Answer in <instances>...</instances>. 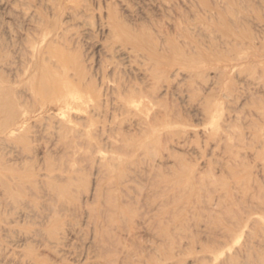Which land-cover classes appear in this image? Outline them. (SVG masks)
Returning a JSON list of instances; mask_svg holds the SVG:
<instances>
[{"label":"rangeland","instance_id":"obj_1","mask_svg":"<svg viewBox=\"0 0 264 264\" xmlns=\"http://www.w3.org/2000/svg\"><path fill=\"white\" fill-rule=\"evenodd\" d=\"M79 1L81 4L79 3ZM79 1L78 0H53V1L52 0H0V47L1 45L2 46L4 45L5 49L8 51V52L5 51L4 46H3L1 47L2 49H0V53L7 52V55L8 53H11L10 54L11 56L10 55L8 56L10 57L8 61H11V62L7 61L8 63H13V61L17 62L18 60H20L19 62L22 61L21 62L22 64L26 63L23 66H21L22 68L26 69V66H29V68L27 67L28 69L23 71L24 69L22 70V68L19 67V64L21 63H18V65L16 63H13V65L11 64L12 66H14L13 68L10 67L11 66L10 64H7V63L4 64L2 66L3 68L1 69V71L5 69L6 70L2 72L3 74L0 71V75H2L0 76V79H1L0 82L5 83V81L10 82L12 79H15L11 81V85L17 88L20 96L22 94L24 97L25 96L28 97L34 92V89L36 91L39 85L38 81L29 80L31 73H33V64H32V61L30 60L32 59L30 54L33 51V48L39 46L40 44L39 42L40 40H42L43 33H49V32L50 33H53V32L60 33V31L63 32L64 27H66L65 28L66 32L64 31L65 35H67L65 43L70 44L72 47L77 48L78 57L80 56L79 59H83L82 60L83 62L85 60L84 65L86 66L87 69L89 68L88 70L86 69L87 76H91L94 78L95 72L96 70L99 69V66L108 60L110 61V57H109L110 54L107 51L106 46L109 45L112 40H114V43L112 45H114L113 47L115 49L113 48L114 51H112L113 57H111L112 58L111 61H114L117 64L119 62L118 68H119V65L121 66V69L119 68L121 72L119 73L120 75L117 74V78L121 76L123 78L125 77V79H128L129 77L130 80L136 81L137 83L139 82L138 83L139 85L140 81H143L144 80L143 78H145L143 70L140 69L141 62L139 61V60H142L141 52H143L144 50L142 49H137V51L129 50L130 53L128 52V50L125 51L126 49H129L130 45L127 44L126 46H123V45L120 46L121 44H119V42L122 43V41L124 40L122 39L123 37L121 38L120 41L119 40L115 41V39L112 38V33H115V30L119 34V32H121L120 31L121 29L128 28V30L132 31L133 34L135 32L136 33L141 32L140 34H143L146 32L147 34L152 35L154 39L158 38L160 40H163L164 38L162 39L159 37H164L166 34L165 39L172 38L176 40L177 43L180 44V46L181 45L183 46V47L181 46V52L178 56L180 60H183L184 54H185V57L188 56V53L182 49L184 48L185 44H186V47H188L190 51L192 49L191 52H193V50L196 49V43L198 40L199 41L202 40V42L206 41L205 42L206 44L204 43L205 45L203 48L209 51V49L206 47L207 43H209L208 41H211L210 39L215 38V36H216L215 39L221 38L220 37L221 33L218 31V29L221 26L225 28L227 26H231L229 28L233 29L234 27L230 25L232 23L230 19L231 20L233 19L232 21H234L237 18L236 14L235 15H231L228 13L226 14V10L229 7V4L228 5L223 4V6H220L218 8L219 10L217 11H213L215 9H212L211 10L212 13H211L209 9H211V7L212 8L216 7L212 5V3L214 4L215 2L214 0H209V1L208 0L206 1L205 0H201V1L200 0H194V1L193 0H174V1L173 0H79ZM158 1H159V4H158ZM232 1L233 2L235 1L234 3L237 2L238 4L242 3L243 5H245V6L241 5L242 7H240V4H239L240 11L238 12L239 14L237 13V16L239 15L238 19L242 18L241 22L243 20L242 23L240 22V24H238V26H241L238 29L239 32L243 31L242 33H245L246 31H249L248 33L249 35H251L253 38H257V39H254V42H255V45L257 43V45L259 46L261 44V43L259 44V41L263 39L262 36H264V31H263L264 22L263 23L260 22L261 19L264 17V13H263L264 12L263 11L264 10L263 8L264 0H238V1L229 0V2H231L230 4L233 3ZM209 2H211V5ZM252 4L254 5L252 6ZM80 5L81 7L79 8ZM198 5L201 8H205V7L206 9L209 7L210 8L207 9L208 12H206L205 11L206 9L201 10ZM246 6L249 7V10L246 8ZM71 7L72 9L75 7L74 8L75 11L79 9L78 12L80 15L82 14V16H78V17H81V18L72 16L73 11ZM243 8H245L244 10L245 12L243 11ZM83 9H85V11H83ZM81 10L82 12L80 13ZM113 10H116V11H113ZM254 10H256V12ZM168 11L170 12L171 15L169 14ZM250 11L252 13L251 15H250ZM83 12L84 13L86 12L87 14L86 13L84 14ZM218 12H220L221 15H218ZM253 12H254V15H253ZM114 13L119 22L120 30L114 27V24H115L114 19H113ZM205 13H208V14L215 13L212 15V17L217 16V18L213 17V20L219 19V17H221L220 22L222 23L224 22L225 24L226 23H230V24L225 25L223 23L224 24L223 25L222 23H219L217 21L220 25L219 26L218 23L216 24L214 22L210 23V28L214 29L212 30V32H214L212 36V33H209L210 28L209 26H207L208 23L207 24L204 23L202 25L204 21L200 20V18H202L204 15H207ZM176 15L177 16L183 15L185 18L180 16L181 18L178 19ZM225 17L226 18L228 17L227 18L229 19V21L227 20L228 22L224 20L226 19ZM255 17L257 18V20ZM258 17H260L261 19H259ZM175 18H177V21L179 22V24L177 21H175ZM180 19H182L183 21L182 20L180 21ZM185 19L187 21H185ZM123 21H124L123 25H125L126 27L121 26V23ZM112 25H113V29H112ZM180 25L182 27H180ZM216 28L218 32L216 31ZM235 30H237L236 27H235ZM188 33L189 34L191 33V35H188ZM193 33L195 36L193 35ZM257 34H258V37H257ZM182 36H184L185 38ZM198 37L202 39H199ZM222 37L224 38V35ZM158 39L157 41H159ZM185 39L188 42H186ZM229 39L231 40L232 38L230 37ZM229 39L226 40L227 43H230ZM14 42H16L15 43L16 45H12ZM55 42L56 44L53 42L49 44L48 41L42 42L41 47L43 50H48L49 52L52 49V47H58L60 45L59 40ZM262 42H263L262 44H264V41ZM182 43H185V44L183 45ZM189 43H191L193 46L189 45ZM233 45L236 46V44H233ZM13 46L15 47L18 46L19 49L22 51V53H19L21 51H15L18 49L17 48L14 49ZM20 46L23 48H21ZM26 46L30 50V52H28L29 50L26 51L27 49ZM118 46L120 48L124 47V48H121L123 50H120ZM230 46L233 48L232 44ZM30 47H32V49ZM247 49H245L247 53V57L249 56V58H252V55H251L252 53H250L251 50L249 49L247 50ZM138 50L141 52H139ZM12 51L15 52V54ZM135 51L136 53H134ZM138 52L141 54H139ZM135 54L136 56L138 54L140 56L133 58ZM15 55H16V59H18V57L20 59L16 60ZM39 56L41 59V54ZM135 58L138 59L137 60L138 63L135 60ZM207 58L205 59L206 61L204 62V65H203L204 69L201 68L197 70L198 72L192 73L193 76L184 71V66H181L182 65L181 63L176 65L175 67L177 68H174L176 69L175 72L177 73L175 81H174V77L173 79L171 77L172 75H171L170 69H168L169 66L168 67L165 66L166 69L168 70L165 69V72H164L165 74L162 75L163 76L161 78L162 80L160 79L159 81L160 84L156 83L158 88L154 89L156 91L154 93H156L155 95H158L160 103L164 104L163 106L160 105V108L164 109L167 107L169 108L170 106V109L172 108L173 112L174 111L176 112V113L174 112L175 113L174 116L176 118H174V123L171 125L164 126V128L163 126H161L159 130H158V127L155 128V134L153 133V135L151 136L149 135L143 136V134L141 133L144 128L143 126H146V124L147 126L151 124L153 120L156 119L157 114L159 113L158 112L159 109L156 108L159 106H154V108L156 109L154 110L153 106L149 103V101H147L148 98L146 97H145L146 99L143 97L144 112L142 114V118L145 121L144 122L145 124L144 123L138 124L131 120L126 121L125 117L123 121L122 117L124 115L123 116L118 115L119 117L115 121L109 122L110 115L112 113L115 114L118 112V111L115 112V110L113 108H110V106H108L109 108L103 106L101 110H99V114L94 115V117L96 118L94 120L95 122L92 121L91 122L92 125L89 124L90 125L89 127L91 129H95L98 132V134L102 138H104V140L107 138V135L110 136V134L112 135V133L116 134L118 133L117 130H120V129L121 130L119 132L122 133L124 131V135L126 133L125 135L126 138L123 137V139H120L118 141L115 140L114 143H112L113 145H110L111 144L110 142L108 143L107 141H105L107 142L106 144L107 146H105L104 144L103 147L101 148V152L103 151L102 153L107 156L112 155L116 159V161L120 163L119 167L117 168V171L123 172L122 175H124V177L130 178L128 180L132 181L134 179L136 180L142 179V181H139V180L136 181L137 184L133 181L132 183L130 181L129 182L127 181V183L129 184V188L118 183L117 179H116L115 185L109 188L107 187V182L110 179L106 178L107 180L109 179L108 181L106 179H103L101 181V187L103 189L101 190L102 192L99 191L102 194H99V197L100 195L101 197L100 198L98 197L99 200L96 201V203H92L90 201V198L92 196L91 190L94 187L93 185H94L95 175L93 173L94 169L89 166L90 165L89 163H86V162L85 163L83 162L84 164L82 162L79 164L76 163V165L78 166H80V164H83L81 165L82 170L78 168L77 166V169H80V170L75 172V174H78L81 176V177L78 176L79 180L74 179V180H69L68 182L67 181L59 182L53 178L43 177V176L41 177L40 175H37V173L35 174V170L36 172H38L37 171L39 169L38 166L43 165L46 160L50 164L55 163V166L56 164H59L61 166L63 161L65 159L68 160L67 157H69L67 156L65 158L66 154H62L63 148L59 146L60 142H58L57 137L51 134L49 130L47 129L44 130L45 128L43 127H40L39 129L38 126H34V128H32V126L34 125L33 124L34 121L33 123L31 122L30 132L28 133V135H26L24 139L22 138L21 144L18 143L19 146L18 144L15 145L16 147L14 145L12 146L10 142L5 143L4 141L5 135L0 134L1 135L0 139H2L0 140V148H1L0 149V162H1L0 164H4L6 166L5 170H4V167L3 168L0 167V179L2 178L5 179V180L2 179L4 181L2 183L3 185L0 184V188H1L0 189V193H1L0 202H2V204L0 203V206H1L0 207V228H1L0 229V264H121L120 262L121 249L127 248V245H130V244L135 245V244H132V242L136 243L137 246L140 245L144 249L143 258H142L144 259V262H142V264H215V263L216 264H264V58L259 60V62L256 61L254 63L251 62L252 59L250 60V62L246 61V63H243V65L238 68L241 70H238L237 68L234 67L226 71L224 69L217 68V64L219 62L214 61L213 58H211L213 61L211 62V59H209L210 57H207ZM165 60H167V58ZM165 60H163L164 62L163 64L168 62V60L167 61ZM1 63L3 64V62ZM136 63L138 64V66ZM14 64H16L19 68L18 73H17L18 68ZM15 66H16V70L14 69ZM179 67H181L182 69ZM14 70L16 72V75H15ZM22 71L25 76L23 75ZM112 77L115 78V76H112ZM2 79H4L5 81ZM149 79L150 78H148V80ZM150 81L151 79L149 80V83L146 82L148 86H150L149 85ZM167 87H169L170 89L172 88V89L168 90L169 92H167L166 90ZM28 89L30 90L29 91L30 94L29 92H27ZM22 90L23 92L25 91L29 95H27L25 92H24L25 93L24 95V93L21 92ZM21 98L23 97L21 96ZM162 98L166 100L164 101ZM161 106L164 108H162ZM104 111L107 113H105ZM208 111L214 113L215 116L212 118L209 115ZM117 114H119V112ZM120 117L122 119H120ZM82 120H83L84 125L85 123L86 125L90 123V122L85 121L84 119ZM116 125H117V128H116ZM113 126L115 129H117L115 130V132H113L114 129L113 131L110 130V128L111 127L113 128ZM103 128L105 129V131L102 134L101 130ZM139 129L141 130L139 131ZM159 133L160 135H158ZM117 135H120V134L118 133ZM162 136H164V138ZM168 136H170L171 138ZM76 140L77 141L75 144H77L76 146L78 147L81 145V140H78V139ZM3 141H4V144H3ZM120 144H122L123 146L121 145V148H118L117 146L120 147ZM26 147H28L32 151H29ZM25 150L28 151L29 153H26ZM139 152L140 154L138 155ZM171 153L173 155H171ZM25 154L27 155V157L25 156ZM169 154L171 156H169ZM153 155L154 157H152ZM167 156L169 157L168 159L165 158ZM41 157L43 158V160ZM120 157L121 159H119ZM141 157L144 160H142ZM159 157H161L162 160L164 159L163 162L166 166L164 167V164H162V168L164 170H162L160 166L159 168L157 167L158 171L156 173L158 172L160 173V170H162L163 174L161 173L162 175L161 177L158 174H155L157 175V177L155 176V179H157V181H154L155 185L153 184V186L156 187L157 189L163 188L160 186H168L169 187L168 189L167 187H165L167 190H165L164 196H167V194L168 195L170 194V196H172L173 194H175V196L177 195L176 198L177 199L179 198V199L177 200L175 198L176 201L174 203L172 202L168 207L170 208L171 206V208L173 209L175 208L176 211L173 210L174 211L173 212L170 208L171 211L168 215L169 217H166V219L165 218L163 219V221L164 220L165 221L169 220V221H167L166 223H164L165 222L164 221L163 222L164 224H162L160 228H157L158 227L157 225H156L157 226L156 229L151 228V226L152 225L154 226L155 224L154 223L155 221L152 220L150 228H148L149 232L148 230L146 231L144 228H142L138 230L139 232H136V234L138 233L139 236L137 234V236L135 235V237L130 238L129 232H131V230H133V228L135 227L131 219L134 216L132 215L134 212H132L130 209V207L132 206L131 204L133 202L129 206L128 203L127 204L125 203L124 201L125 198H122L121 195H125L127 193V195L130 197L129 199H133V198L138 197L140 193L139 191H144L145 189H147V187H150V184L148 183L147 179H144L146 178L145 177L146 175L144 176L143 174L142 176L141 172H142V169L144 171L145 167L149 166V164L151 163L154 164L156 162L155 166L158 165L159 160H161ZM153 159H155L156 161H154ZM67 160H65L66 162H64L66 163V165L62 164L65 167L59 166V171L56 172L57 176H60V175L64 176L67 174L66 171L68 169L65 170V172L63 171L64 169L67 168L66 167L68 164L67 162H71V159L69 158V160L68 161ZM128 160L133 161V163L130 164L131 167L127 166L129 170L127 168L125 169V167H122L121 165L123 162L128 161ZM175 161L177 165L175 164ZM142 162L144 163V165H142L143 164ZM7 163L9 165H14L15 168H12L13 167L12 166L11 167L12 169L10 168L7 169ZM169 164L174 165V166H171ZM76 165L74 166V168L76 167ZM135 165L137 167H135ZM57 167L58 166H56L55 169H58ZM43 169L39 170L41 175L42 173L45 172V170ZM136 169H140V170H136ZM146 169L145 171L147 172ZM54 171L56 170L53 169V171H49V174ZM136 171L138 173L140 172L139 175L138 173H136ZM61 172H63L64 175H62L63 173ZM124 172L125 173L127 172L128 175L126 176ZM146 172H143V173H146ZM134 174H136L137 176H135ZM172 174L174 176H172ZM140 175L142 178L140 177ZM7 176L11 180L8 179ZM128 176H134V177H128ZM16 179H19V180L17 181ZM160 179L161 181L163 179V181L159 183L158 180ZM166 179L167 181L165 182L164 180ZM171 179L173 180L171 181ZM2 180L0 181V183L2 182ZM38 180H39V183H37ZM170 181L172 182L171 183L172 185L174 184L173 186L170 185L169 183ZM146 182L147 184L145 185ZM5 183L6 185H4ZM33 183H37L38 185L45 184L44 186H47V187L48 186L58 187V186H63V185L70 187V190L76 194L77 199L80 200L81 202L76 200L77 201L76 203L69 202L70 203L69 204L67 203V201L68 200L71 201V198L68 196V197H65V200L68 199L66 203L69 206L71 205L70 207H72V205L75 206L79 202L80 207H82L85 210L87 207L86 205H84V202L87 199L88 205L95 208L96 210V214H95L96 218L94 217L95 219L92 221V223L90 222V224H85L84 218L80 219L82 217H80V214L78 211L79 216L78 217L75 216L76 217L75 219L74 217L69 215V216H61L62 218L61 220L59 219V221L51 220L52 218H50L51 216L48 215V213L51 214L50 212H52V210L54 209L57 210L58 207L56 205V202H55V205H53L54 201L49 202L47 200V204H46L47 206H44V207L45 208L47 207L48 211L50 212H48L47 209L45 208H42V209L39 208L42 206L41 203L36 204V206L34 207L35 212H37V214L38 212L41 214L43 209L46 210V211H43L42 213L45 215V213L48 212L46 214L48 216L45 215L47 218H44V215L36 214L37 217L36 216L34 217L33 215L34 218H32L31 216V218L33 219V220L32 219L30 220L31 222L30 221H28L29 223L21 222L20 227L16 229L17 231L15 229H12V224L9 223L10 220L15 218V216H17V214L20 211L24 210L23 207L27 200H33L34 198V196L28 193L29 191L31 192L32 190H34L35 186H38L37 184H33ZM131 185L133 186V188ZM86 186L89 188H87ZM28 187L29 189L31 188L32 190L31 189L29 190ZM121 187L123 188V191ZM136 187L138 188V190ZM24 188L25 189L27 188L26 191ZM71 188L72 189L74 188V189L72 190ZM171 188L172 189L174 188V191L176 192L177 190V192L172 194V192L174 191ZM13 192L16 194H13ZM2 194L8 195L9 197L2 196ZM59 194L63 195L62 193H59ZM56 195L59 198H62V196L60 197V195L58 194ZM219 195L221 198L219 197ZM164 196L162 195L161 198H164ZM20 198L21 199L23 198L26 201L24 202V200L23 199L21 200ZM5 199L8 200V201L7 200L5 201L6 203L8 202V204H5L6 205L5 208L8 211L7 210L3 211L5 208H3L2 206L4 205L3 201ZM219 200H220V203H219ZM9 201L11 205L9 204ZM121 201L124 202L125 204L122 203ZM210 203H213V204H210ZM209 204L210 206H208ZM250 204L254 206H251ZM122 205H125V206H122ZM121 206L123 207L122 217L120 216V214L118 216L119 212L117 211L119 210V208H121ZM249 206H251L253 209H255L256 207L257 208L252 211V209H249ZM114 208L116 209L114 210ZM211 208H213L215 211L214 210L212 211ZM205 209H207L208 211L210 210L209 211L210 213H208V211ZM244 209H247L248 211L251 210L253 212L252 215H254V217L251 216V220L252 218L254 220L258 218L257 220H255L256 222L255 221L254 222L250 221L249 223L247 222L248 225L245 223V217L243 216ZM216 210L220 213L218 214ZM105 211L108 212V215ZM210 214H213V217H212L213 219L215 217L217 218H219L220 216L223 217L224 215L223 218L225 222L223 219H221L222 220L221 222L226 223L227 227L230 228L231 231L234 230L235 226H237L238 223L240 225H242L243 223L246 224V226L243 227V230L240 233V235L238 234V237L235 236L233 240H230V244L228 247H226L223 251H219L216 254H211L209 252L207 253L201 252V250L199 249L200 245L203 242H205L207 239L210 240L211 238H215V237L218 238L217 236L220 235L218 233L219 230L217 229L213 230V228H211V231H208V225L210 223L212 224L213 222V224L218 225V221L214 222V220H212V218L210 217ZM215 214L217 216H214ZM38 216H41V217L38 218ZM207 216L208 218H211V219H206ZM134 218L139 220L138 217H134ZM202 218H204V220ZM5 219L8 221V223H4V222H7ZM20 219L23 220L25 218H20ZM75 220L77 221L75 222ZM156 230L160 232H156ZM126 232L128 234H126ZM214 234H216L217 236ZM140 236L142 237V240L140 239L141 238ZM159 236L162 238L161 240ZM193 240L196 242H194ZM93 245L95 246L93 247ZM107 246L109 247V249ZM1 257H2V260H1Z\"/></svg>","mask_w":264,"mask_h":264},{"label":"bare ground","instance_id":"obj_2","mask_svg":"<svg viewBox=\"0 0 264 264\" xmlns=\"http://www.w3.org/2000/svg\"><path fill=\"white\" fill-rule=\"evenodd\" d=\"M53 1V0H52ZM79 1V0H78ZM174 1V0H173ZM172 1V2H173ZM194 1V0H193ZM201 1V0H200ZM206 1V0H205ZM209 1V0H208ZM215 2H214V4L212 3V5L215 7V8H212L211 7V9H209V8H207V9H209V11L212 13V9H215V10H213V11H217V10H219L218 8L220 7V6H223V4L225 5V4H229V7L227 8V10H226V14L228 13V14H231V15H235L236 14V19L234 20V21H232L231 19H230V21L232 22L231 24L230 23H226L227 25L228 24H230V25H232V27H234L233 29H230L229 27H231V26H227L226 28L225 27H220L219 29H218V31L221 33L220 34V37L221 38H217V39H215L216 38V36H215V38H212V39H210L211 41H208L209 43H207V45H206V47L209 49V51L208 50H206L205 48H203L204 47V45L206 44L205 42L206 41H203L202 42V40L201 41H199L198 39V41H197V43H196V49H194L193 50V52H191L192 51V49H191V51H190V49L188 48V47H186V44L185 43H182L183 45L185 44V46H184V48H182L184 51H186L187 53H188V56H186L185 57V54L183 55V60H180L179 59V54H180V52H181V46H180V44L179 43H177V41L176 40H174V39H172V38H166L165 39V36H166V34H165V36L164 37H159V38H164L163 40H160V39H158L159 41H157V39H154L153 37H152V35H150V34H147L146 32L145 33H143V34H140V33H132V31H130V30H128V28H126V29H119L120 27H119V22H118V20H117V17H116V15H115V13H114V17H113V19H114V22H115V24H114V27L116 28V29H119L121 32H119V34H121V35H119L118 34V32L115 30V33H112V38L113 39H115V41H120L121 40V38L124 40V41H122V43H120L119 42V44H121L120 46H126L127 44H129L130 45V47H129V49H126L125 51H127L128 50V52H129V50H132V51H134V50H136L137 51V49H142V50H144L143 52H141V51H139V52H141L142 53V57H141V59L142 60H139L140 62H141V67H140V69H142L143 70V72H144V75H145V78H143L142 80L143 81H140V84L138 85V83L136 82V81H133V80H130V78L128 77V79H125V77L123 78V77H121V76H119L118 78H117V74H119L121 71H120V69H121V66L119 65V68H118V64H119V62H118V64L116 63V62H114V61H111L112 60V58L111 57H113V55H112V51H114L113 50V46L114 45H112L113 43H114V40H112L111 41V43L109 44V42H108V44L109 45H107L106 47H107V51L109 52V54H110V61L108 60V61H106L105 63H103V64H101L100 66H99V69L98 70H96V72H95V77L93 78V77H91V76H87V70L89 69H87L86 68V66L84 65V62H85V60H84V62L82 61L83 59H79V57H78V53H77V48L76 47H72L70 44H67V43H65L66 42V36L67 35H65V33H64V31L66 30L65 28L66 27H64V30H63V32H61L60 31V33H58V32H53V33H43V37H42V40H40V44H39V46L38 47H35V48H33V51L31 52V54H30V56H31V58L32 59H30L31 61H32V64H33V73H31V75H30V77H29V80H34V81H38V89L35 91V89H34V92L31 94V95H29L30 94V88L28 89V91L27 92H29V94H27L25 91V93L27 94V95H29L28 97H24L22 94H21V96L23 97V98H21V96L19 95V91L17 90V88H15L13 85H11V81H13V80H15V79H12L10 82H8V81H5L4 79H2V80H4L5 81V83H2V82H0V134L2 135H5L4 136V141H5V143H8V142H10L11 144H12V146L14 145H16V144H18V143H20L21 144V140H22V138L24 139L25 137H26V135H28V133L30 132V129H31V122L33 123V121H34V125L32 126V128H34V126H38L39 127V129H40V127H43V128H45L44 130H49V132H51V134H53V135H55L56 137H57V139H58V142H60L59 143V146L60 147H62L63 148V153L62 154H66L65 155V158L67 157V156H69V157H67L68 158V160H69V158L71 159V162H67L68 164H67V168L66 169H64V171H63V169H62V171L63 172H65V170H67L66 172H67V174L66 175H64V173L63 172H61V173H63L62 175H64V176H61L60 174V176H57V173L56 172H58L59 171V164H56V166H58L57 168L58 169H55V163L53 164V166H52V164H50V163H48V161L46 160L45 162H44V166L43 165H40V166H38V172H36V170H35V174L37 173V175H40L41 177L43 176V177H50V178H53V179H55V180H57V181H59V182H68L69 180H79L78 179V176H80V175H78V174H75V172H77V171H79L81 168H82V166L81 165H83L85 162L86 163H89L90 165V167L91 168H93L94 169V175H95V180H94V187H93V189L91 190L92 191V196H91V198H90V201L92 202V203H96V201H98L99 199H98V197H99V194H102V193H100V192H102L101 190L103 189L102 187H101V181L103 180V179H106V178H109L107 181V187H111V186H113V185H115V182H116V179H117V181H118V183H120V184H122L123 186H125V187H128L129 188V184L127 183V181L129 182L130 180H128V179H130V178H127V177H124V175H122L123 174V172H118L117 171V168L119 167V165H120V163L119 162H117L116 161V159L111 155V156H107V155H104L102 152H101V148L103 147V145L105 144V146H107L106 144H107V142L109 143H111L110 145H113L112 143H114V141L116 140V141H118V140H120V139H123V137H125V135H126V133H125V135H124V131L121 133V132H119L120 130H117V129H115L114 128V126H113V128L111 129L110 128V130H112L113 131V129H114V131L113 132H115V130H117L118 131V133L120 134V135H117L118 133H112V135H114V136H112L111 134H110V136L109 135H107V138L104 140V138H102L99 134H98V132L95 130V129H91L89 126V124H91L92 125V121H94L96 118L94 117V115H97V114H99V110H101V108L103 107V106H105V107H108V106H110V108H113L114 110H115V112H119V114H117V113H112L111 115H110V121L109 122H113V121H115L119 116L118 115H124L122 118H123V121H124V117L126 118V121H128V120H131V121H134V122H136V123H138V124H140V123H144L145 121L143 120V118H142V114H143V112H144V101H143V97L145 98H148V100L147 101H149V103L153 106V108H154V106H159V107H156L157 109H159V113L157 114V117H156V119L155 118H153V119H155V120H153V122H152V120H151V124H149L148 126H147V124H146V126H143L144 128H143V130H142V134H143V136L145 135V136H147V135H149V136H151V135H153V133L155 134V128H157L158 127V130L160 129V127L161 126H163V128H164V126H167V125H171V124H173L174 123V118H176L174 115H175V113L173 112V110H172V108L170 109V106H169V108L167 107V108H164V107H162L164 104H161L160 103V101H159V98H158V95H155L156 93H154V92H156L154 89L155 88H158L157 87V85H156V83L158 84H160V79L163 77L162 75H164L165 73V69H166V67L165 66H169V68L168 69H170V72H171V77H172V79H173V77H174V81L176 80L175 78H176V76H177V73L175 72L176 71V69H174V68H177V67H175L176 65H178V64H182L181 66H184V71L186 72V73H188V74H191L192 76H193V74L192 73H195V72H198L197 70H199V69H201V68H203L204 69V67H203V65H204V62L206 61L205 59L207 58V57H210L209 59H211V58H213L214 59V61H216V62H219L218 64H217V68H221V69H224L225 71L226 70H228V69H232V68H239V67H241L242 65H243V63H246V61H249L250 62V60L252 59V61L251 62H256V61H258L259 62V60H261L262 58H264V44H262L263 42L262 41H264V36H262V38L263 39H258V40H260L259 41V46L257 45V43H256V45H255V42H254V39H257V38H253L251 35H249L248 33H249V31H246L245 33H242V32H239V27H241V26H238V24H240V22H241V19H238V17H239V15L237 16V13L240 11V7H242L241 5H243L242 3L240 4V7H239V4L236 2V3H234L233 1V3L232 4H230L231 2H229V0H214ZM238 1V0H237ZM76 2V1H75ZM176 2V1H175ZM183 2V1H182ZM212 2V1H211ZM211 2H209L210 3V5H211ZM79 3H80V1H79ZM84 3V2H83ZM82 3V4H83ZM202 3V2H201ZM246 3V2H245ZM253 3V2H252ZM76 4V3H75ZM78 4V3H77ZM81 4V3H80ZM158 4H159V1H158ZM177 4V3H176ZM262 4H263V2H262ZM168 5H170V4H168ZM178 5V4H177ZM205 5V4H204ZM254 4H252V6H253ZM16 6V5H15ZM164 6V5H163ZM170 6H172V5H170ZM196 6V5H195ZM199 6V5H198ZM203 6V5H202ZM243 6H245V5H243ZM73 7V6H72ZM72 7H71V9H72ZM81 7V5L79 6V8ZM88 7V6H87ZM166 7V6H165ZM172 7H174V6H172ZM200 7V6H199ZM13 8V7H12ZM75 8V7H74ZM72 9V11H73V13H72V16L73 17H77V18H81V17H78V16H82V14L80 15L79 14V9L78 10H76L75 11V9ZM179 8V7H178ZM177 8V9H178ZM196 8V7H195ZM246 8L249 10V7H247L246 6ZM253 8V7H252ZM259 8V7H258ZM257 8V9H258ZM264 8V7H263ZM14 9V8H13ZM18 9V8H17ZM198 9V8H197ZM200 9L202 10V9H206V7L205 8H201L200 7ZM205 10L206 12H208V10ZM247 9H246V11H247ZM160 10V9H159ZM172 10V9H171ZM245 10V8H243V11ZM251 10V9H250ZM19 11V10H18ZM83 11H85V9H83ZM113 11H116V10H113ZM164 11H166V10H164ZM196 11V10H195ZM199 11V10H198ZM241 11H242V9H241ZM255 12H256V10H254ZM260 11V10H259ZM264 11V10H263ZM82 12V10L80 11V13ZM169 12V11H168ZM175 12V11H174ZM177 12V11H176ZM193 12V11H192ZM225 12V11H224ZM245 12V11H244ZM24 13V12H23ZM84 13V12H83ZM86 13V12H85ZM84 13V14H85ZM211 13H205V14H207V15H204L202 18H200V20L201 21H204L203 23H202V25L204 24V23H208L207 24V26H209V28H210V23H222V22H220L221 20V17H219V19H215V20H213V17L215 18H217V16H213L212 17V15L213 14H215V13H213V14H211ZM261 13V12H260ZM264 13V12H263ZM25 14V13H24ZM87 14V13H86ZM169 14H170V12H169ZM203 14V13H202ZM239 14V13H238ZM252 13H251V11H250V15H251ZM256 14H258V13H256ZM20 15V14H19ZM166 15V14H165ZM171 15V14H170ZM172 15H173V13H172ZM209 15V16H208ZM211 15V16H210ZM218 15H221V13L220 12H218ZM230 15V16H231ZM253 15H254V12H253ZM85 16V15H84ZM87 16V15H86ZM177 16V15H176ZM179 16V15H178ZM177 16V18L179 19V18H181L180 16H182V17H184L183 15H180L179 17ZM247 16H248V14H247ZM260 16V15H259ZM22 17V16H21ZM70 17H71V15H70ZM88 17V16H87ZM188 17V16H187ZM235 17V16H234ZM243 17V16H242ZM252 17V16H251ZM261 17V16H260ZM260 17H258L259 19H261ZM40 18V17H39ZM84 18V17H83ZM177 18H175V21H177ZM185 18V17H184ZM195 18V17H194ZM197 18V17H196ZM223 18H224V16H223ZM226 18V17H225ZM228 18V17H227ZM224 19V20H228L229 21V19ZM233 18V17H232ZM249 18V17H248ZM256 18V17H255ZM254 18V19H255ZM264 18V17H263ZM263 18L261 19V23H263L264 22V20H263ZM112 19V20H113ZM187 19V18H186ZM185 19V21H187ZM190 19V18H189ZM259 19H258V21H259ZM182 19H180V21H181ZM194 20V19H193ZM223 20V19H222ZM256 20H257V18H256ZM263 20V21H262ZM120 21V20H119ZM183 21V20H182ZM190 21V20H189ZM200 21V22H201ZM218 21V22H217ZM227 21V22H228ZM255 21V20H254ZM257 21V22H258ZM178 22V21H177ZM242 22H243V20H242ZM241 22V23H242ZM123 23H124V21L121 23V26H125V25H123ZM188 23V22H187ZM219 23H218V25H219ZM224 23V22H223ZM222 23V24H223ZM245 23V22H244ZM49 24V23H48ZM178 24H179V22H178ZM193 24V23H192ZM225 24V23H224ZM223 24V25H224ZM225 24V25H226ZM188 25V24H187ZM189 25H191V24H189ZM248 25V24H247ZM264 25V24H263ZM32 26H34V25H32ZM72 26V25H71ZM74 26V25H73ZM152 26V25H151ZM157 26V25H156ZM197 26V25H196ZM220 26V25H219ZM237 26H238V28H237ZM54 27V26H53ZM126 27V26H125ZM180 27H182L181 25H180ZM189 27V26H188ZM201 27V26H200ZM235 27H236V29L238 30H235ZM41 28V27H40ZM72 28H74V27H72ZM154 28V27H153ZM185 28H186V26H185ZM196 28V27H195ZM199 28V27H198ZM197 28V29H198ZM202 28V27H201ZM215 28V27H214ZM259 28V27H258ZM36 29V28H35ZM112 29H113V25H112ZM152 29V28H151ZM175 29V28H174ZM182 29H184V28H182ZM188 29V28H187ZM192 29V28H191ZM200 29V28H199ZM198 29V30H199ZM205 29V28H204ZM226 29V30H225ZM240 29H242V28H240ZM111 30V29H110ZM113 30V31H114ZM137 30V29H136ZM210 30H211V32H210ZM210 30H209V33H212V36H213V33L214 32H212V30H214L213 28H210ZM250 30V29H249ZM179 31V30H178ZM189 31V30H188ZM192 31V30H191ZM216 31H217V28H216ZM217 31V32H218ZM264 31V30H263ZM37 32V31H36ZM66 32V31H65ZM117 32V33H116ZM139 32V31H138ZM163 32V31H162ZM173 32H174V30H173ZM193 32V31H192ZM198 32V31H197ZM149 33V32H148ZM157 33V32H156ZM170 33V32H169ZM179 33V32H178ZM199 33V32H198ZM204 33V32H203ZM69 34V33H68ZM71 35V34H70ZM110 35V34H109ZM164 35V34H163ZM170 35V34H169ZM188 35H191V33L189 34L188 33ZM193 35H194V33H193ZM209 35V34H208ZM224 35V38L222 37ZM29 36V35H28ZM47 36V37H46ZM78 36V35H77ZM154 36V35H153ZM162 36V35H161ZM180 36V35H179ZM195 36V35H194ZM198 36V35H197ZM110 37V36H109ZM170 37H172V36H170ZM178 37V36H177ZM182 37H184V36H182ZM199 37H201V36H199ZM198 37V38H199ZM232 38L231 40H233V41H231L229 38ZM257 37H258V34H257ZM185 38V37H184ZM110 39V38H109ZM179 39V38H178ZM182 39V38H181ZM199 39H202V38H199ZM229 39V41H230V43L232 44V46H233V48L230 46L231 44L230 43H227V41L226 40H228ZM57 40H59L60 41V45L58 46V47H52V49L48 52V50H43L42 49V47H41V45H42V42H47L48 41V43L50 44L51 42H53V43H55L56 44V42L55 41H57ZM183 40V39H182ZM186 40V39H185ZM204 40V39H203ZM206 40V39H205ZM25 41V40H24ZM181 41V40H180ZM195 41V40H194ZM228 41V42H229ZM185 42V41H184ZM186 42H188L187 40H186ZM234 42V43H233ZM16 42H14L12 45H16L15 44ZM73 43V42H72ZM205 43V44H204ZM26 44V43H25ZM48 44V45H49ZM228 44H230V45H228ZM233 44H236V46H237V48H236V46L235 45H233ZM239 45V47H238V45ZM17 45H18V43H17ZM21 45V44H20ZM58 45V44H57ZM56 45V46H57ZM189 45H191V46H193L191 43H189ZM189 45H187V46H189ZM4 46V45H3ZM2 45H1V47H3ZM7 46V45H6ZM22 46V45H21ZM20 46V47H21ZM222 46H223V48H222ZM235 46V47H234ZM0 47V49H2ZM119 47V46H118ZM183 47V46H182ZM13 48L15 49V48H17L18 50H15V51H21L20 49H19V47L18 46H13ZM21 48H23V47H21ZM26 48H27V46H26ZM31 49H32V47H30ZM120 48V47H119ZM121 48H124V47H121ZM120 48V50H123V49H121ZM249 49V50H251L250 51V53H252L251 55H252V58H249V56L247 57V53H246V51H245V49ZM9 49V48H8ZM49 49V48H48ZM115 49V48H114ZM247 49V50H248ZM4 50L5 51H7L6 49H5V46H4ZM27 50H29L28 48L26 49V51ZM118 50V49H117ZM182 50V51H183ZM1 51H3V50H1ZM136 51L134 52V53H136ZM208 51V52H207ZM8 52V51H7ZM7 52L5 53H0V66H1V68H0V71H1V69L3 68L2 66L4 65V64H12L13 65V63H16L17 65H18V63H21V62H19L20 60H18V59H20L19 57H18V55H17V57H18V59H16V55H15V59L16 60H18L17 62H14L13 61V59H12V61H13V63H8V62H11V61H8L9 60V58L10 57H8L11 53H8V55H7ZM13 52V51H12ZM28 52H30V50L28 51ZM107 52V53H108ZM120 52V51H119ZM138 52V53H139ZM185 52V53H186ZM14 54H15V52H13ZM19 53H22V51L21 52H19ZM130 53V52H129ZM134 53H132V54H134ZM141 53H139V54H141ZM184 53V52H183ZM249 53V52H248ZM16 54H17V52H16ZM41 54V59H40V55ZM81 54V53H80ZM137 55L138 57L140 56V55ZM166 54V55H165ZM169 54V55H168ZM181 55V56H182ZM11 56V55H10ZM20 56H21V54H20ZM136 56V54L133 56V58L134 57H137ZM172 56V57H171ZM39 57V58H38ZM164 57V58H163ZM8 58V59H7ZM14 58V57H13ZM26 58H27V56H26ZM28 58H29V56H28ZM85 58V57H84ZM167 58V60H168V62L167 63H165V64H163L164 62H163V60H165ZM182 59V58H181ZM208 59V58H207ZM15 60V61H16ZM27 60H29V59H27ZM26 60V61H27ZM135 60L137 61L138 59L137 58H135ZM167 60H165V61H167ZM8 61V62H7ZM24 61V60H23ZM180 61V62H179ZM1 62H3V64L1 63ZM211 62H213L212 61V59H211ZM29 63V62H28ZM137 63H138V61H137ZM136 63V64H137ZM16 64H14V65H16ZM22 64V63H21ZM21 64H19V67H21V66H23L24 64H26V63H23L22 65ZM207 64V63H206ZM10 66V67H14V66ZM16 65V66H17ZM27 65H29V64H27ZM7 66V65H6ZM16 66H15V70H16ZM137 66H138V64H137ZM207 66H209V65H207ZM212 66V65H211ZM215 66V65H214ZM213 66V67H214ZM8 67H9V65H8ZM25 67V66H24ZM29 68V66H26V69H28ZM6 68V67H5ZM17 68H18V66H17ZM22 68V67H21ZM179 68H181V67H179ZM178 68V69H179ZM210 68V67H209ZM24 69V70H23ZM25 68H22V70L23 71H25L26 70ZM87 69V70H86ZM124 69V68H123ZM168 69H166V70H168ZM182 69V68H181ZM6 70V69H5ZM5 70H3V71H1V73L2 72H4ZM15 70H14V72H15ZM18 70H19V68L17 69V73H18ZM238 70H241V69H238ZM13 71V70H12ZM23 71H22V73H23ZM123 71V70H122ZM181 71V70H180ZM29 72V71H28ZM90 72V71H89ZM169 72V71H168ZM10 73H12V72H10ZM20 73H21V71H20ZM3 74V73H2ZM7 74V73H6ZM14 74V73H13ZM27 74V73H26ZM179 74V73H178ZM15 75H16V72H15ZM18 75V74H17ZM23 75H24V73H23ZM89 75V74H88ZM120 75V74H119ZM187 75V74H186ZM0 76H2V75H0ZM25 76V75H24ZM112 76H115V78L114 77H112ZM123 76V75H122ZM170 77V78H171ZM3 78V77H2ZM148 78H150L151 79V81H150V86H148V84L147 83H149V80H148ZM28 80V81H29ZM162 80V79H161ZM0 81H1V79H0ZM17 81V80H16ZM15 81V82H16ZM30 82V81H29ZM147 82V83H146ZM26 83V82H25ZM147 84V85H146ZM171 85H173V84H171ZM187 85V84H186ZM161 86V85H160ZM167 86V85H166ZM176 86V85H175ZM188 86V85H187ZM170 87V86H169ZM169 87H167L166 88V90H167V92H169L168 90H171ZM172 87V86H171ZM192 88V87H191ZM32 90H33V88H32ZM187 91V90H186ZM22 93H24L23 92V90L21 91ZM20 92V93H21ZM195 92V91H194ZM25 93H24V95H25ZM160 97V96H159ZM145 98V99H146ZM163 100H164V98H162ZM166 100V99H165ZM164 100V101H165ZM173 100V99H172ZM168 101V100H167ZM174 102V101H173ZM148 104V103H147ZM168 104V103H167ZM205 104V103H204ZM160 105H162L161 107L162 108H164V109H161L160 108ZM172 105V104H171ZM148 106V105H147ZM167 106V105H166ZM174 106V105H173ZM151 107V106H150ZM109 108V107H108ZM146 108V107H145ZM177 108V107H176ZM211 109V108H210ZM154 110H156L155 108H154ZM106 111V110H105ZM104 111V112H105ZM176 111H177V109H176ZM207 112V111H206ZM105 113H107V112H105ZM208 113H209V115L213 118L214 116H215V114L214 113H212V112H210V111H208ZM211 113V114H210ZM109 114V113H108ZM156 114V113H155ZM103 115V114H102ZM99 116V115H98ZM97 117V116H96ZM100 117V116H99ZM98 117V118H99ZM152 117V116H151ZM101 118V117H100ZM99 118V119H100ZM106 118V117H105ZM121 117H120V119H122ZM82 119H84L85 121H87V122H90V123H88L87 125H86V123H85V125L83 124V120ZM98 119V120H99ZM104 119V118H103ZM152 119V118H151ZM81 120V121H80ZM102 121V120H101ZM120 121V120H119ZM130 121V122H131ZM149 121V120H148ZM95 122V121H94ZM108 122V121H107ZM117 122V121H116ZM82 123V124H81ZM37 124V125H36ZM114 124V123H113ZM120 124V123H119ZM145 124V123H144ZM108 126V125H107ZM107 128V127H106ZM116 128H117V125H116ZM140 128V127H139ZM104 129V128H103ZM101 130L102 131V134L104 133V131H105V129L104 130ZM123 129V128H122ZM37 130V129H36ZM141 129H139V131H140ZM169 130V129H168ZM32 131V130H31ZM99 131V130H98ZM116 131V132H117ZM163 131V130H162ZM166 131V130H165ZM25 132V133H24ZM109 133V132H108ZM161 133V132H160ZM160 133L158 134V135H160ZM43 134V133H42ZM50 134V135H51ZM101 134V135H102ZM140 134V133H139ZM1 135H0V137H1ZM31 135V134H30ZM37 135V134H36ZM168 135V134H167ZM24 136V137H23ZM49 136V135H48ZM104 136V135H103ZM109 136V137H108ZM127 136H128V134H127ZM148 136V137H149ZM34 137V136H33ZM32 137V138H33ZM47 137V136H46ZM142 137V136H141ZM157 137V136H156ZM163 138H164V136H162ZM168 137H170V136H168ZM126 138V137H125ZM171 138V137H170ZM34 139V138H33ZM50 139V138H49ZM55 139V138H54ZM76 139H78V140H81V145L80 146H76L77 144H75L76 143ZM0 140H2V139H0ZM31 140V139H30ZM37 140V139H36ZM43 140V139H42ZM167 140V139H166ZM169 140V139H168ZM4 141H3V144H4ZM26 141V140H25ZM32 141V140H31ZM41 141V140H40ZM56 141V140H55ZM105 141H107V142H105ZM122 141V140H121ZM148 141V140H147ZM47 142V141H46ZM9 143V144H10ZM23 143V142H22ZM121 143V142H120ZM177 143V142H176ZM10 144V145H11ZM75 144V145H74ZM145 144V143H144ZM149 144V143H148ZM173 144V143H172ZM24 145V144H23ZM119 145V144H118ZM121 145L122 144H120V147L119 146H117L118 148H121ZM131 145V144H130ZM18 146H19V144H18ZM27 146H29V145H27ZM109 146V145H108ZM123 146V145H122ZM152 146V145H151ZM173 146V145H172ZM16 147V146H15ZM46 147V146H45ZM59 147V148H60ZM110 147V146H109ZM114 147V146H113ZM29 151H32V150H30L28 147H26ZM25 148V149H26ZM32 148V147H31ZM1 149V148H0ZM18 149V148H17ZM20 149V148H19ZM106 149V148H105ZM108 149H110V148H108ZM111 149H112V147H111ZM115 149V148H114ZM163 149V148H162ZM4 150V149H3ZM59 150V149H58ZM103 150V149H102ZM125 150V149H124ZM128 150V149H127ZM166 150V149H165ZM12 151V150H11ZM16 151H18V150H16ZM26 151V150H25ZM47 151V150H46ZM108 151V150H107ZM123 151V150H122ZM130 151V150H129ZM141 151V150H140ZM2 152V151H1ZM14 152V151H13ZM20 152V151H19ZM22 152V151H21ZM55 152V151H54ZM117 152H118V150H117ZM142 152V151H141ZM147 152H148V150H147ZM165 152V151H164ZM16 153V152H15ZM26 153H29L28 151H26ZM44 153V152H43ZM115 153H116V151H115ZM133 153H135V152H133ZM173 153V152H172ZM171 153V155H173ZM19 154V153H18ZM34 154V153H33ZM45 154V153H44ZM52 154V153H51ZM112 154V153H111ZM140 154V152L138 153V155ZM142 154V153H141ZM178 154V153H177ZM6 155V154H5ZM125 155H126V153H125ZM150 155V154H149ZM168 155V154H167ZM170 154H169V156H171ZM19 156V155H18ZM17 156V157H18ZM25 156L27 157V155L25 154ZM60 156V155H59ZM8 157V156H7ZM36 157V156H35ZM150 157V156H149ZM152 157H154V155L152 156ZM32 158V157H31ZM37 158V157H36ZM42 158V157H41ZM44 158H46V157H44ZM58 158V157H57ZM142 158V157H141ZM160 159H161V157H159ZM165 158H169L168 156L167 157H165ZM174 158V157H173ZM172 158V159H173ZM18 159V158H17ZM51 159V158H50ZM49 159V160H50ZM119 159H121V157L119 158ZM6 160V159H5ZM4 160V161H5ZM12 160V159H11ZM42 160H43V158H42ZM56 160V159H55ZM65 160H67V159H65ZM63 161V163L62 164H64V165H66V163H64V162H66V161ZM67 160V161H68ZM142 160H144L143 158H142ZM154 161H156L155 159H153ZM174 160H176V159H174ZM27 161H28V159H27ZM54 161V160H53ZM146 161V160H145ZM158 161V160H157ZM164 159L162 160H159V163H158V165H156L155 166V163L153 164V163H151V164H149V166H146L145 167V169L146 168H148V169H146L147 170V172L145 171V169H144V171H143V169H142V176H143V174H144V176L146 177V178H144V179H147V181H148V183L150 184V187H147V189H143L144 191H139L140 193H139V195H138V197H136V198H133V199H129L130 197L127 195V193L125 194V195H127L128 196V198H127V196H125V195H121V197L122 198H125L124 199V201H125V203L127 204H129V206H130V204L132 205L131 207H130V209H131V211L132 212H134L132 215H134L131 219H132V223H133V225H135V227L133 228V230H131V232H129V236H130V238H133V237H135V235L137 236V234H136V232H139L138 230L139 229H142V228H144L146 231L148 230V228H150V225H151V222H152V220H154L155 222V224H154V226L152 227L151 226V228H155L156 229V227L157 228H160L161 226H162V224H164V223H166L167 221H169V220H167V221H163V219L165 218L166 219V217H169L168 215H169V213H170V211L172 210H175V208L173 209V208H171V206H170V208H171V210H170V208H168L169 207V205L173 202H175L176 201V196H175V194H173V193H176L177 192V190H176V192L174 191V188L172 189L174 192H172L171 190V192H172V196H170V194L168 195L167 194V196H164V193H165V190H167L169 187L168 186H160V187H163V188H160V189H157L156 187H154L153 186V184H154V181H157V179H155V176L157 177V175H155V174H158L160 177L162 176L161 175V173L163 172L162 170H164L163 168H162V164H164ZM12 162V161H11ZM10 162V163H11ZM35 162V161H34ZM83 163V164H80V166H78V165H76V163ZM153 162V161H152ZM1 163V162H0ZM39 163V162H38ZM133 163V161L132 160H128V161H125V162H123L121 165H122V167H125V169L127 168V166L129 167L130 166V164H132ZM143 163V162H142ZM141 163V164H142ZM148 163H150V162H148ZM170 163H171V161H170ZM27 164H29V163H27ZM31 164H33V163H31ZM61 164V166L62 167H65L64 165H62ZM173 164V163H172ZM175 164H176V161H175ZM9 164L7 163V169L8 168H10V169H12V168H15L14 167V165H9ZM23 165V164H22ZM35 165V164H34ZM76 165V167L74 168V166ZM86 165V164H85ZM140 165V164H139ZM142 165H144V163L142 164ZM169 165H171V164H169ZM177 165V164H176ZM13 166V167H12ZM31 166V165H30ZM55 166V167H54ZM60 166V167H61ZM77 166H78V168H80V169H77ZM88 166V167H89ZM159 166L161 167V169L162 170H160V173L158 172V173H156L157 171H158V168H159ZM166 165L164 164V167H165ZM171 166H174V165H171ZM0 167L1 168H3L4 167V170H5V168H6V166L4 165V164H0ZM12 167V168H11ZM28 167V166H27ZM43 167H44V169H43ZM86 167V166H85ZM131 167V166H130ZM135 167H137L136 165H135ZM158 167V168H157ZM22 168V167H21ZM34 168V167H33ZM50 168H52V169H50ZM84 168V167H83ZM6 169V170H7ZM9 169V170H10ZM18 169V168H17ZM29 169V168H28ZM45 170V172L44 173H42V175L40 174V172H39V170ZM53 169L54 170H56V171H54L55 173H56V175H55V173L54 172H51L50 174H49V171H53ZM85 169V168H84ZM92 169V170H93ZM128 169V168H127ZM169 169H170V167H169ZM16 170V169H15ZM82 170V169H81ZM129 170V169H128ZM131 170H132V168H131ZM136 170H140V169H136ZM3 171V170H2ZM13 171V170H12ZM166 171V170H165ZM172 171V170H171ZM42 172V171H41ZM135 172V171H134ZM143 172H146V173H143ZM167 172V171H166ZM170 172V171H169ZM169 172H168V174H169ZM14 173V172H13ZM55 175H53V174ZM125 173V172H124ZM136 173H138L137 171H136ZM140 173V172H139ZM139 173H138V175H139ZM165 173V172H164ZM172 173V172H171ZM126 174V176L128 175L127 174V172L125 173ZM130 174V173H129ZM163 174V173H162ZM173 174H174V172H173ZM172 174V176H174ZM76 175H77V177H76ZM85 175V174H84ZM135 176H137L136 174H134ZM141 175H140V177H141ZM171 175V174H170ZM4 176H6V175H4ZM22 176V175H21ZM14 177V176H13ZM13 177H11V178H13ZM81 177V176H80ZM128 177H134V176H128ZM159 177V178H160ZM7 178H8V176H7ZM16 178V177H15ZM77 178V179H76ZM125 178H127V179H125ZM142 178V177H141ZM2 179H4V178H2ZM2 179H0V181L2 180ZM8 179H10V178H8ZM7 179V180H8ZM84 179H86V178H84ZM132 179H134V178H132ZM131 179V180H132ZM5 180V179H4ZM11 180V179H10ZM17 181L19 180V179H16ZM23 180V179H22ZM80 180H81V178H80ZM89 180V179H88ZM139 180V179H138ZM138 180H136V179H134V180H132L133 182H135L136 183V181H138ZM173 179H171V181H172ZM14 181V180H13ZM21 181V180H20ZM34 181V180H33ZM32 181V182H33ZM42 181H44V180H42ZM83 181V180H82ZM125 181H126V183H125ZM132 181H130L131 183H132ZM139 181H142V179L141 180H139ZM159 181V183L160 182H162L163 181V179H162V181H161V179L160 180H158ZM165 182L167 181V179L166 180H164ZM169 182L170 183V185H172L171 183L172 182ZM4 181L2 180V182L0 183V184H2ZM6 182V181H5ZM11 182V181H10ZM35 182V181H34ZM37 182V181H36ZM46 182V181H45ZM85 182V181H84ZM90 182V181H89ZM164 182V183H165ZM20 183V182H19ZM18 183V184H19ZM23 183V182H22ZM21 183V184H22ZM30 183V182H29ZM37 183H39V180H38V182ZM37 183H33V184H37ZM130 183V184H131ZM156 183V182H155ZM163 183V184H164ZM174 183H175V181H174ZM86 184V183H85ZM137 184V183H136ZM147 184V182L145 183V185ZM166 184V183H165ZM164 184V185H165ZM3 185V184H2ZM4 185H6V183L4 184ZM14 185H15V183H14ZM32 185V184H31ZM38 185V184H37ZM45 185V184H44ZM43 184H41V185H38V186H35V189L34 190H32L31 188V192L29 191L28 193L29 194H31L32 196H34V198H33V200H24L23 198V200H24V202H25V204H24V210L23 211H20L18 214H17V216H15V218H13L12 220H10V222L9 223H11L12 224V229H18L19 227H20V225H21V222L23 223V222H25V223H27L28 221H30L32 218H34L35 216H36V214H37V212H35V209H34V207L36 206V204H38V203H41V207H39V208H45L44 206H47L46 204H47V200L50 202H53L54 201V204L53 205H55V202H56V205H57V207H58V209L56 210V209H54V210H52V212H50V211H48V208L46 207L45 209H47V211L48 212H50L51 214H49L48 212H46L45 213V215L48 213V215H50L51 217L50 218H52L51 220H54V221H59V219L61 220V216H72V217H74V219L76 218L75 216H79V214H80V217H82V218H80V219H83L84 218V221H85V224H90V222L92 223V221L96 218L95 217V214H96V210H95V208H93V207H91V206H89L88 205V200L86 199L85 200V202H84V205H86V209L84 210L82 207H80V204H79V202H78V204L77 205H72V207H70L67 203H69V202H74V203H76L77 201L76 200H78L77 199V196H76V194L75 193H73V191H71L70 190V187H67V186H64L63 184V186H58V187H56V186H53V187H47V186H44ZM69 185V184H68ZM73 185V184H72ZM109 185V186H108ZM140 185V184H139ZM144 185V184H143ZM142 185V186H143ZM155 185V184H154ZM167 185H169V184H167ZM174 185V184H173ZM172 185V186H173ZM12 186V185H11ZM17 186V185H16ZM21 186V185H20ZM132 186V185H131ZM7 187V186H6ZM24 187V186H23ZM87 187V186H86ZM106 187V186H105ZM124 187V188H125ZM165 187H167V189L165 188ZM3 188H5V187H3ZM13 188V187H12ZM15 188V187H14ZM20 188V187H19ZM18 188V189H19ZM87 188H89V187H87ZM120 188V187H119ZM122 188V187H121ZM132 188H133V186H132ZM137 188V187H136ZM165 188V189H164ZM1 189V188H0ZM16 189V188H15ZM25 189V188H24ZM27 189V188H26ZM26 189H25V191H26ZM28 189H29V187H28ZM29 189V190H30ZM72 189V188H71ZM74 189V188H73ZM72 189V190H73ZM106 189V188H105ZM104 189V190H105ZM108 189V188H107ZM20 190V189H19ZM81 190V189H80ZM103 190V191H104ZM137 190H138V188H137ZM7 191V190H6ZM5 191V192H6ZM23 191V190H22ZM82 191V190H81ZM90 191V192H91ZM100 191V192H99ZM122 191H123V188H122ZM169 191V192H170ZM19 192V191H18ZM135 192V191H134ZM168 192V193H169ZM170 192V193H171ZM7 193V192H6ZM6 193H4V194H6ZM59 193H62L63 195H60ZM1 194V193H0ZM4 194H2V196H8V195H4ZM8 194V193H7ZM13 194H16V193H14L13 192ZM56 194H58V195H60V197L62 196V198H59ZM10 195V194H9ZM30 195V196H31ZM79 195V194H78ZM137 195V194H136ZM164 196V198H161V196ZM205 195V194H204ZM256 195V194H255ZM254 195V196H255ZM53 196V197H52ZM70 197L71 198V201H69L68 199H66L65 200V197ZM82 196V195H81ZM89 196V195H88ZM113 196V195H112ZM5 197V198H6ZM9 197V196H8ZM55 197V198H54ZM58 197V198H57ZM100 197H101V195H100ZM99 197V198H100ZM166 197V198H165ZM206 197V196H205ZM219 197H220V195H219ZM13 198V197H12ZM54 198V199H53ZM81 198V197H80ZM176 198V199H175ZM221 198V197H220ZM219 198V199H220ZM4 199V198H3ZM14 199V198H13ZM21 199V198H20ZM19 199V200H20ZM21 199V200H22ZM27 199V198H26ZM45 199V200H44ZM179 199V198H178ZM177 199V200H178ZM216 199V198H215ZM7 199H5L3 202H4V205L2 206L3 208H5V204H8V202L6 203L5 201H6ZM17 200V199H16ZM68 200V201H67ZM109 200V199H108ZM228 200V199H227ZM8 201V200H7ZM60 201V202H59ZM66 201H67V203H66ZM78 201H80V200H78ZM112 201V200H111ZM243 201V200H242ZM245 201V200H244ZM81 202V201H80ZM122 202V201H121ZM237 202V201H236ZM246 202V201H245ZM1 204H2V202H0ZM27 203V204H26ZM83 203V202H82ZM110 203H112V202H110ZM122 203H124V202H122ZM121 203V204H122ZM124 203V204H125ZM184 203V202H183ZM191 203H193V202H191ZM219 203H220V200H219ZM222 203H223V201H222ZM227 203V202H226ZM229 203V202H228ZM239 203V202H238ZM248 203V202H247ZM9 204L11 205V203H10V201H9ZM35 204V205H34ZM49 204V203H48ZM70 204V203H69ZM109 204V203H108ZM210 204H213V203H210ZM210 204L208 205V206H210ZM240 204V203H239ZM23 205V204H22ZM53 205H52V207H53ZM175 205V204H174ZM173 205V206H174ZM184 205V204H183ZM245 205H246V203H245ZM249 205V204H248ZM251 205V204H250ZM259 205V204H258ZM257 205V206H258ZM122 206H125V205H122ZM121 206V208H119V210H117L119 213H118V216H119V214H120V216L122 217V215H123V207ZM221 206V205H220ZM224 206V205H223ZM237 206H238V204H237ZM251 206H254V205H251ZM251 206H249V209H252V211L253 210H255V209H253ZM1 207V206H0ZM11 207V206H10ZM105 207H106V205H105ZM181 207V206H180ZM201 207V206H200ZM212 207V206H211ZM242 207H243V205H242ZM260 207V206H259ZM84 208H85V206H84ZM111 208H112V206H111ZM206 208H207V206H206ZM210 208V207H209ZM208 208V209H209ZM224 208V207H223ZM222 208V209H223ZM236 208V207H235ZM239 208V207H238ZM116 208H114V210H115ZM129 209V210H130ZM169 209V210H168ZM218 209V208H217ZM261 209V208H260ZM7 209L5 208L3 211H6ZM114 210H113V212H114ZM205 210H207V209H205ZM211 210L213 211L214 209L213 208H211ZM245 210H247V209H244L243 211V213H244V217H245V223L247 224V222L249 223L250 221H252V222H254L255 220H257V219H253L252 218V220H251V216H253L254 217V215H252V211L250 212V211H245ZM8 211V210H7ZM37 211V210H36ZM43 211H46V210H42V212ZM78 211H79V214H78ZM176 211V210H175ZM177 211H179V210H177ZM192 211H193V209H192ZM198 211V210H197ZM208 211V210H207ZM210 211V210H209ZM208 211V213H210ZM211 211V212H212ZM215 211V210H214ZM217 211V210H216ZM220 211H221V209H220ZM224 211H225V209H224ZM223 211V212H224ZM258 211V210H257ZM35 212V213H34ZM41 212V214L38 212V214L37 215H44L43 213ZM104 212V211H103ZM106 212V211H105ZM111 212V211H110ZM174 212V211H173ZM199 212V211H198ZM241 212H242V210H241ZM3 213V212H2ZM107 213V215H108V212H106ZM117 213V212H116ZM215 213V212H214ZM213 213V214H214ZM217 213L219 214L220 212H218L217 211ZM242 213V214H243ZM206 214V213H205ZM213 214H210V217L212 218L213 217ZM256 214V213H255ZM4 215V214H3ZM33 215H34V217H33ZM44 215V218H47L46 216H48V215H46L45 216ZM110 215H111V213H110ZM175 215V214H174ZM200 215H202V214H200ZM199 215V216H200ZM221 215H222V213H221ZM233 215V214H232ZM240 215V214H239ZM31 216H32V218H31ZM103 216V215H102ZM206 216V215H205ZM214 216H217L216 214L214 215ZM226 216V215H225ZM229 216V215H228ZM12 217H14V216H12ZM37 217V216H36ZM39 217H41V216H38V218ZM95 217V218H94ZM107 217V216H106ZM126 217V216H125ZM134 217H138L139 218V220H137L136 218H134ZM223 217H224V215H223ZM222 216H220L219 218H217V217H215L214 219L212 218V220H214V222L216 221H218V225H215V224H213V222H212V224L210 225H208V231H211V228H213V230L214 229H217V230H219L218 231V233L220 234H218L219 236H217L216 234H214V235H216L218 238H211L210 240L209 239H205L204 241L205 242H203L201 245H200V250H201V252H209V253H211V254H216V253H218L219 251H223L226 247H228L229 246V244H230V240H233L234 238H235V236H237L238 237V234L240 235V233L242 232V230H243V227H245L246 226V224L245 223H243L242 225H240L239 223H238V225L237 226H235V228H234V230H232L231 231V229L230 228H228L227 227V224L226 223H224L225 222V220H224V218H223ZM227 217V216H226ZM225 217V218H226ZM243 217V218H244ZM258 217V216H257ZM20 218H25V219H23V220H25V221H23L22 219H20ZM49 218V217H48ZM211 218H208V216L206 217V219H211ZM41 219V218H40ZM121 219V218H120ZM133 219H134V221H133ZM169 219V218H168ZM170 219H171V217H170ZM193 219V218H192ZM194 219H195V217H194ZM203 220H204V218H202ZM217 219V220H216ZM221 219H223L224 220V222H221L222 220ZM6 220V219H5ZM21 220V221H20ZM33 220V219H32ZM36 220V219H35ZM50 220V219H49ZM50 220V221H51ZM173 220V219H172ZM185 220V219H184ZM229 220V219H228ZM4 221V220H3ZM7 221V220H6ZM38 221V220H37ZM77 220H75V222H76ZM83 221V220H82ZM83 221V222H84ZM108 221V220H107ZM179 221V220H178ZM187 221V220H186ZM200 221H201V219H200ZM31 222V221H30ZM156 222H157V224H156ZM164 222V223H163ZM208 222V221H207ZM256 222V221H255ZM4 223H8V221L7 222H4ZM29 223V222H28ZM37 223V222H36ZM78 223V222H77ZM105 223V222H104ZM125 223V222H124ZM198 223V222H197ZM203 223V222H202ZM108 224V223H107ZM186 224H188V223H186ZM185 224V225H186ZM77 225V224H76ZM110 225V224H109ZM121 225V224H120ZM157 225V226H156ZM229 225V224H228ZM236 225V224H235ZM248 225V224H247ZM84 226V225H83ZM88 226V225H87ZM106 226V225H105ZM164 226V225H163ZM73 227V226H72ZM234 227V226H233ZM263 227V226H262ZM163 228V227H162ZM186 228V227H185ZM261 228V227H260ZM1 229V228H0ZM70 229V228H69ZM75 229V228H74ZM152 229V230H153ZM172 229V228H171ZM177 229V228H176ZM183 229V228H182ZM262 229V228H261ZM65 230V229H64ZM145 230H144V232H145ZM159 230V229H158ZM165 230V229H164ZM201 230V229H200ZM212 230V231H213ZM17 231V230H16ZM73 231H75V230H73ZM85 231V230H84ZM103 231V230H102ZM118 231V230H117ZM128 231V230H127ZM141 231V230H140ZM176 231V230H175ZM182 231V230H181ZM191 231V230H190ZM207 231V232H208ZM64 232V231H63ZM93 232V231H92ZM143 232V233H144ZM148 232H149V230H148ZM153 232V231H152ZM156 232H160V231H157L156 230ZM161 232H162V230H161ZM166 232V231H165ZM199 232V231H198ZM197 232V233H198ZM99 233V232H98ZM103 233V232H102ZM125 233V232H124ZM142 233V234H143ZM147 233V232H146ZM175 233V232H174ZM183 233V232H182ZM209 233V232H208ZM250 233V232H249ZM81 234V233H80ZM117 234V233H116ZM126 234H128L127 232H126ZM153 234V233H152ZM151 234V235H152ZM169 234H170V232H169ZM173 234V233H172ZM187 234V233H186ZM7 235V234H6ZM87 235V234H86ZM89 235V234H88ZM97 235V234H96ZM111 235V234H110ZM154 235V234H153ZM155 235H156V233H155ZM161 235V234H160ZM163 235V234H162ZM5 236V235H4ZM28 236V235H27ZM78 236V235H77ZM94 236H95V234H94ZM105 236V235H104ZM107 236V235H106ZM126 236V235H125ZM138 236H139V234H138ZM243 236V235H242ZM82 237V236H81ZM103 237V236H102ZM108 237H109V235H108ZM141 237V236H140ZM155 237V236H154ZM160 237V236H159ZM186 237V236H185ZM214 237V236H213ZM88 238V237H87ZM112 238V237H111ZM129 238V239H130ZM153 238V237H152ZM157 238H158V236H157ZM170 238V237H169ZM20 239V238H19ZM109 239V238H108ZM116 239V238H115ZM137 239V238H136ZM141 240H142V237L140 238ZM155 239V238H154ZM162 238L160 237V240H161ZM131 240V239H130ZM138 240V239H137ZM144 240V239H143ZM168 240V239H167ZM32 241V240H31ZM93 241V240H92ZM108 241V240H107ZM132 241V240H131ZM131 241H129V242H131ZM146 241V240H145ZM177 241V240H176ZM194 241V240H193ZM94 242V241H93ZM99 242V241H98ZM97 242V243H98ZM105 242V241H104ZM114 242V241H113ZM136 242V241H135ZM194 242H196V241H194ZM232 242V241H231ZM51 243V242H50ZM60 243V242H59ZM97 243H95V244H97ZM106 243H108V242H106ZM159 243V242H158ZM93 244V243H92ZM130 244V243H129ZM132 244H135V245H127V248H123V249H121V254H120V262H121V264H142V262H144V259H142L143 258V248L139 245V246H137L136 245V243H134V242H132ZM170 244V243H169ZM177 244V243H176ZM198 245V244H197ZM47 246V245H46ZM95 245H93V247H94ZM120 246V245H119ZM144 246V245H143ZM156 246V245H155ZM175 246V245H174ZM99 247V246H98ZM108 247V246H107ZM153 247V246H152ZM159 247V246H158ZM176 247H177V245H176ZM96 248H97V246H96ZM114 248V247H113ZM145 248H147V247H145ZM174 248V247H173ZM92 249V248H91ZM102 249V248H101ZM105 249H106V247H105ZM104 249V250H105ZM108 249H109V247H108ZM178 249V248H177ZM95 250V249H94ZM94 250H93V252H94ZM123 250V251H122ZM199 250V251H200ZM91 251V250H90ZM103 251V250H102ZM108 251V250H107ZM113 251V250H112ZM120 251V250H119ZM175 251V250H174ZM97 253H99V252H97ZM147 253V252H146ZM40 254V253H39ZM90 254V253H89ZM95 254V253H94ZM148 254V253H147ZM109 255H110V253H109ZM112 255V254H111ZM149 255V254H148ZM152 255V254H151ZM6 256V255H5ZM97 256V255H96ZM102 256V255H101ZM113 256V255H112ZM114 256H115V254H114ZM146 256V255H145ZM198 256V255H197ZM92 257V256H91ZM94 257H95V255H94ZM108 257V256H107ZM118 257V256H117ZM149 257V256H148ZM154 257V256H153ZM113 258V257H112ZM1 260H2V257H1ZM26 260V259H25ZM32 260V259H31ZM108 261H109V259H108ZM117 261V260H116ZM156 261V260H155ZM209 261V260H208ZM32 262V261H31ZM109 263V262H108ZM216 264V263H215Z\"/></svg>","mask_w":264,"mask_h":264}]
</instances>
